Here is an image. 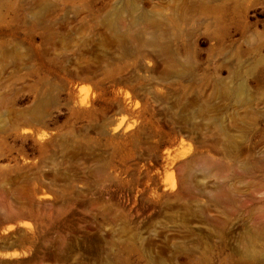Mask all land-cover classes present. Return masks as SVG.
<instances>
[{"label": "rangeland", "instance_id": "obj_1", "mask_svg": "<svg viewBox=\"0 0 264 264\" xmlns=\"http://www.w3.org/2000/svg\"><path fill=\"white\" fill-rule=\"evenodd\" d=\"M256 228L264 0H0V264H264Z\"/></svg>", "mask_w": 264, "mask_h": 264}, {"label": "bare ground", "instance_id": "obj_2", "mask_svg": "<svg viewBox=\"0 0 264 264\" xmlns=\"http://www.w3.org/2000/svg\"><path fill=\"white\" fill-rule=\"evenodd\" d=\"M87 100L85 98L81 99V104H87ZM122 121H118L116 122L113 127L111 128V133L116 135L119 133V130L121 129L122 125H121ZM127 127L123 129V131H126ZM42 136V135H40ZM190 150H187L186 152H184L182 154V156H187L189 154ZM197 156H190L186 159L185 162L180 164V168H185V167H191L190 165H194L195 163H197ZM200 159V158H199ZM188 165V166H187ZM217 197L220 200H224V201H230L232 199V193H230L227 190H222ZM264 238V231L260 230L258 228L255 229L253 235L251 236V238L249 239V246L246 248V255L249 257H264V253L259 252L256 249V243L259 239Z\"/></svg>", "mask_w": 264, "mask_h": 264}]
</instances>
